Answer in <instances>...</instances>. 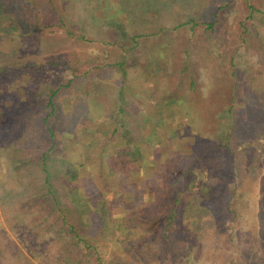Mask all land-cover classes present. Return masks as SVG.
<instances>
[{
  "label": "rangeland",
  "instance_id": "1",
  "mask_svg": "<svg viewBox=\"0 0 264 264\" xmlns=\"http://www.w3.org/2000/svg\"><path fill=\"white\" fill-rule=\"evenodd\" d=\"M3 1L9 3L13 0ZM89 1L28 0L32 6H39L35 11L38 24L12 37L0 31V46L3 50L0 54V70L11 68L16 62V66L23 70L22 74L17 75V86H25L19 93L24 98L36 92L39 102L45 99L40 94L45 93L49 85L54 84L57 87L66 84L75 73L83 76L78 81L74 80L68 88L61 89L57 96L63 115H68L79 100L87 101L91 98L93 103H97L94 107L96 112L101 110L98 104L100 100L105 108H111L117 92V82L125 78L123 89L131 96L129 100L133 97L135 100L133 120H136V114L141 111L150 124L144 132L156 130L155 140L159 139L161 143L174 141L178 153L187 158L184 163L188 159H199L194 172L203 176L205 181L210 167H214L213 172L217 170L218 173L211 171L212 182L203 184L204 196L209 199L221 187L219 197L222 201L227 200V197H234L233 207L228 213H221L217 207V211L214 209L204 213V230L195 256L188 255L181 247V254L176 251H163L144 258L126 246V236L120 230L113 233L108 230V226L104 227L99 215H93L91 219L86 218L87 220L80 216L73 217L76 214L75 204L70 199L69 189L62 188L61 183H65V178L59 177L54 183L61 189L70 221L80 224L82 232L93 236L90 250L83 241L70 247L75 243L74 240L68 239L65 232L59 238L56 232L61 221L54 222V216L39 203L37 196H45L47 190L40 177L41 170L34 168L29 172V169L27 171L15 167V176L18 177L20 185L14 190L18 195L14 196V200L2 203L5 194L3 181L8 168L5 167V160L8 158L2 152L0 264H231V258L236 260L233 264H264V128H239V132L231 125V130L225 127L222 133L215 132V126L210 123L212 115L208 109L215 102L208 98L215 86L230 92L232 84L235 83L239 95L235 94V99L229 101L227 106L235 104L251 110L256 101L264 105V0H218L214 12L220 7V19L213 28H207L198 17L199 23L194 28L189 24L176 30L162 31L156 39L149 38L144 49L134 53V60L133 57L127 58L125 69L128 78L122 76L120 67L113 66V63L127 54L118 43L138 32L131 31L130 24L137 27L139 25L143 30L148 25L143 32L148 31L151 23H155L152 26L156 30L160 26L171 27L175 18L178 22L179 19H186L188 14H197V0H176L172 5L161 6V14L147 24H141L143 20L138 24H128L129 21L122 14V0H115L117 3L112 7L109 6L111 0H100L103 6L96 11L90 8ZM139 1L144 6V1ZM150 1L145 0L148 7ZM126 2L125 0V6ZM248 4L254 5L255 10L249 8ZM29 8V5L24 4L21 9ZM123 30L127 33L125 38H122ZM26 39H31L32 44H27ZM153 42H166L171 48L166 49L165 44L162 45L163 51L156 60L152 58L150 48ZM12 46L16 48L11 50V54L7 53ZM103 48L109 50L107 57L100 54ZM88 70L95 75L87 74ZM93 77L98 84L94 83ZM191 77L195 78V85H191ZM225 78V81H221ZM13 79L11 76L6 85H10ZM46 82L50 84L45 88ZM179 95L188 101L182 110L169 103L164 105L162 97L171 99ZM11 98L13 96L8 93L0 98V111L10 104ZM139 117L142 119V114ZM240 118L243 119V116L240 115ZM230 121L223 120L220 126L230 124ZM60 122L55 130L63 142L70 133L65 127H68V120L62 117ZM234 135L237 138L235 141ZM230 139L233 140L235 152L226 156H232L235 164L224 184L217 180H223L226 157L221 149L214 146L221 140ZM160 145L144 144V148L149 149L150 156L153 157V149ZM162 146L164 157L167 145L165 143ZM207 146L213 147L208 149ZM66 147L68 149L69 145ZM15 160L16 157H13L14 162ZM152 160L142 168V174L149 176L155 170L156 163ZM22 162L26 163V160ZM56 162L65 165L67 160L57 157ZM230 162L232 163L231 160ZM89 172L90 168L80 170L77 180L80 189L84 188L83 177ZM161 179L158 186L159 197L153 210L164 204L166 198L172 199V189L165 177ZM100 182L99 188L106 189ZM117 186L121 188L123 183ZM196 187L198 181L192 186V190H196ZM115 188L114 186L113 189ZM96 195L97 198L101 197V193ZM104 195L113 199V191ZM111 211L112 216L119 220L126 216V210L120 205L113 206ZM95 228L102 229V233L92 234ZM136 236L137 231L134 230L128 235L133 241H136ZM185 242L181 239L178 247Z\"/></svg>",
  "mask_w": 264,
  "mask_h": 264
},
{
  "label": "trees",
  "instance_id": "2",
  "mask_svg": "<svg viewBox=\"0 0 264 264\" xmlns=\"http://www.w3.org/2000/svg\"><path fill=\"white\" fill-rule=\"evenodd\" d=\"M96 1H89L90 8H94L95 11L103 6L100 0ZM126 1V6L125 0L121 1V10L122 14L126 16V21H129L128 24L130 22L132 24L137 22L138 24L141 20H143L141 24H147L161 14V6L172 5L176 0H151L149 7L145 0L142 2L144 6L140 5L139 0ZM217 2L218 0H199V2L197 0L195 11L197 14H188L186 19H179L178 22L175 18L172 28L160 26L156 30L152 26L155 23H151L148 31L143 32L147 30L145 27L148 25L143 30L140 29L139 25L137 27L130 24L129 29L131 31L138 30V32L132 34L125 41L123 39L120 43L116 42L127 54L122 55V59L115 61L113 66L120 67L122 76L128 78L125 69L127 58H132L135 52H141L149 38L156 39L160 37L159 33L162 31L176 30L189 24H192L194 28L199 23L198 17L207 28H213L220 19L218 12L220 7L214 12ZM23 3L29 5L30 8L22 10L21 8H24ZM116 3L115 0H111L109 6L112 7ZM248 7L255 10L254 5L248 4ZM36 8L39 6H32L28 0H13L9 3L0 0V31L12 37L15 34H22L32 26H37ZM23 11L24 14H22ZM109 15L112 14L109 13ZM122 32L124 33L123 35L121 33L122 38H125L127 33L125 30ZM26 43L32 44L31 39H26ZM159 45L161 46L159 47ZM162 45L166 49L171 48L166 42H159L158 44L153 42V47H150L151 53H153L152 58L158 59L159 54L163 51ZM1 47L0 54L3 51ZM15 48L16 46H12L7 53L11 54V50L13 51ZM100 54L107 57L109 50L103 48ZM186 66L187 62L185 63ZM74 70L76 71L75 68ZM22 73L23 70L21 71L19 66H16V62L11 68L6 67L0 70V98H4L7 93L13 96L10 99L12 100L10 104L0 111V153L4 152L8 158L5 160V167L8 168L3 181L5 194L2 203L14 200V196L18 195V192L15 193L14 190L20 185L18 177L15 176L17 174L15 167L27 171L29 169V172L37 168L41 170L40 177L43 179L44 188L47 189L45 196H37L40 199L39 203L43 208L49 210L50 215L54 216V222L61 221L56 232H58L59 238H62V233L65 232L68 239L74 240L75 243H72L70 247L77 246L79 242L83 241L86 248L90 250L92 247L90 241L93 236L82 232L80 224L70 221L69 212L65 209V203L60 192L61 189L54 183V180L59 177L65 178V183H61L62 188L69 189L70 199L75 204L76 214L73 217L80 216L84 219H91L93 215H99L104 227L108 226V230L113 233L115 230H120L126 236L124 243L132 249V252L136 251V254L147 258L153 254H161L163 251L166 253L176 251L177 254H181V247H183L189 253L188 255L195 256L198 252L197 246H199L202 237V230H204V213L206 211L212 212L216 207L221 213H228L235 200L234 197H227V200L222 201L219 197L221 187L209 199L204 196L202 186L212 182L213 173H218L217 170L213 172L214 167L209 166L210 172H208V178L205 181L203 176H198L194 172L199 159H188V162L184 163L187 158L178 153L174 141L161 143L159 139L155 140L156 130L144 132L150 125L147 122L148 118L145 120L143 113L139 111V114H136V120H133L136 110L135 100L134 97L129 100L131 96L123 89L126 84L125 78L117 82V92L113 97L115 102L113 101L111 108H105L106 106H103L100 100L98 104H100L101 110L96 112L94 107L97 103H93V98H91L87 101L79 100L80 102L74 105L68 115H63L57 96L61 93V89L68 88L74 80L82 79L83 76H78L75 73L66 84H60L57 87L46 82L45 88L48 85L50 87L45 93L40 94L45 99L39 102L36 98V92H32L24 98L23 94L19 93V90L25 89V86L21 84L17 86L16 82L17 77ZM86 73L95 75L93 71L89 70ZM11 76L14 77L10 81L11 86L6 85ZM92 79L95 84H98L95 77ZM101 84L104 85V82ZM191 85H195L194 77H191ZM232 86L230 92L220 90L215 86L211 90L210 97H208L215 101L214 105L208 108L212 115L210 123L215 126V132L222 133L225 127L231 130V125L238 131L239 128L245 130L246 127H254L257 130L264 128V105L255 102L254 98L252 100L255 104L251 110L248 107L235 104L227 106L229 101L235 99V94H238L236 83ZM162 101L164 105L169 103L174 105L172 107L177 106L181 110L188 103L181 95L171 99L170 97H162ZM247 108L248 110H246ZM201 111L204 113L203 109ZM140 114H142V119L139 117ZM185 114L189 115V112L185 111ZM239 114L243 116V119L240 118ZM62 117L68 120V127L64 125L70 133L66 135L63 142L60 141L55 130V127L60 126ZM223 120L231 121L230 124L220 126ZM233 140H237L235 135ZM233 140H221L214 146L221 149L226 157L223 180L220 179L217 182L226 184L231 170H233L234 160H232V156H226V154L235 152L232 145ZM155 143L161 145L153 149V157H151L150 150L144 148V144L152 146ZM165 143L167 151L163 157L162 145ZM37 144L40 145V148H37ZM68 145L69 148L67 149L66 146ZM210 147L212 149L213 146ZM13 157H16L15 162ZM57 157L65 158L66 164L57 163ZM23 160H26V163H23ZM151 160L156 163L155 172L153 171L149 176L142 174V168ZM12 162L14 163L12 164ZM83 168H90V172L83 177L84 188L80 189L77 180H79L80 170ZM161 177H165L173 195L172 199L166 198L167 201L164 204L153 210L157 197H159L158 186L161 183H159ZM197 181L198 187L196 190H192V186ZM99 182L107 188L104 190L99 188ZM119 183H123V187L118 188L117 184L119 185ZM114 186L115 189H113ZM110 191H113V199L104 197V194ZM96 193L98 196L101 193V197L97 198ZM183 201H185L184 204ZM116 205H120L126 210V216L122 220L112 216L111 208ZM234 206L237 205L234 203ZM133 230L137 231L136 241L128 237ZM95 232L102 233V229L95 228L92 230V234ZM181 239L186 242L178 247ZM173 247L176 249L173 250ZM235 261V258H231L230 263L233 264Z\"/></svg>",
  "mask_w": 264,
  "mask_h": 264
}]
</instances>
